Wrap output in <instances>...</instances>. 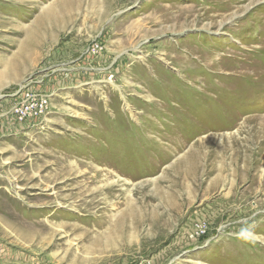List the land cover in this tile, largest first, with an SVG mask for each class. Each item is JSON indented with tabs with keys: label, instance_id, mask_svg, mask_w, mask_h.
<instances>
[{
	"label": "rangeland",
	"instance_id": "rangeland-1",
	"mask_svg": "<svg viewBox=\"0 0 264 264\" xmlns=\"http://www.w3.org/2000/svg\"><path fill=\"white\" fill-rule=\"evenodd\" d=\"M262 73L264 0H0V264H264Z\"/></svg>",
	"mask_w": 264,
	"mask_h": 264
},
{
	"label": "built area",
	"instance_id": "built-area-1",
	"mask_svg": "<svg viewBox=\"0 0 264 264\" xmlns=\"http://www.w3.org/2000/svg\"><path fill=\"white\" fill-rule=\"evenodd\" d=\"M49 107L47 95L38 94L32 90L22 91L8 110V117L13 124L34 123L43 117ZM194 234L206 233L205 224L200 221L195 224Z\"/></svg>",
	"mask_w": 264,
	"mask_h": 264
},
{
	"label": "bare ground",
	"instance_id": "bare-ground-1",
	"mask_svg": "<svg viewBox=\"0 0 264 264\" xmlns=\"http://www.w3.org/2000/svg\"><path fill=\"white\" fill-rule=\"evenodd\" d=\"M235 58V57H234ZM234 62H235V60H234ZM242 65H243V62L241 63ZM241 64H239L240 66H241ZM245 64V63H244ZM247 66V65H246ZM252 66V65H251ZM229 67L230 68H235V72H237V71H241V70H238V67L237 66H235V64L232 62H230V65H229ZM242 67H240V69H241ZM248 69V68H247ZM249 70V69H248ZM246 73H247V71H246ZM241 75H244V76H246V74L244 73V72H241L240 73ZM234 74L233 73H229V74H226L225 76H226V78H230L231 76H233ZM238 76V75H237ZM244 76H241V77H244ZM249 77H251L252 75H248ZM260 78V80H261V82H263L264 83V74L262 73V76L261 75H259V77H257V79H259ZM230 80V79H229ZM248 80V79H247ZM250 80V79H249ZM111 83H112V81H110ZM252 82V81H251ZM258 82V81H257ZM204 87V90H203V92H205V90L207 89V87L206 86H203ZM257 87V86H256ZM258 87H260V86H258ZM192 88H194V87H192ZM191 88V90H193ZM165 90V89H164ZM250 90H260L259 88H253V89H249V91ZM153 91V90H152ZM230 91V90H229ZM155 92H159V93H161V92H163V90H159V89H157ZM165 92H167L168 94H170V90H165ZM216 92L218 93L219 92V94H221V91L220 90H216ZM224 93V92H223ZM160 106V105H159ZM159 108V107H158ZM212 108V107H211ZM210 108V109H211ZM163 109V108H162ZM202 110H204V109H202ZM220 111V113H221V115H222V118H221V122H220V124H219V126L218 127H225V126H231V125H233V124H235V122H236V115H226L227 114V111L226 110H222V109H219ZM163 111V110H162ZM197 111H198V109H197ZM196 111V112H197ZM200 111V110H199ZM198 111V112H199ZM161 113V112H160ZM194 113V112H193ZM165 114V113H164ZM164 114L162 115V118L164 117ZM157 115V114H156ZM215 115V114H214ZM190 118H192V120H194L195 118L194 117H192V116H187V119H185V118H182L181 119V116H179L178 117V115L177 116H175V119H177L178 121H179V123L177 124V126H176V128L178 129V128H180L181 127V124H183V122H186V123H188L190 120ZM185 119V120H184ZM156 123H154V121H152V124L151 123H149V124H147V125H149V131H151V130H155L154 128H160V127H158V123H160V121L157 119L156 121H155ZM162 122V121H161ZM203 124L202 125H199V126H197L195 129H194V133H196V134H198L200 131H202L201 129H205L206 130V128H207V126H203ZM240 127V126H239ZM176 128H174L176 131H177V129ZM166 129V128H165ZM218 128H216V130H217ZM166 133V132H165ZM132 135V134H131ZM222 135V134H221ZM218 140V139H217ZM171 142V141H170ZM178 142H179V140H178ZM174 144L175 145H177V146H180V142L179 143H175L174 142ZM174 145V146H175ZM158 150H159V148H158ZM162 150V149H161ZM160 156V155H159ZM182 178V177H181Z\"/></svg>",
	"mask_w": 264,
	"mask_h": 264
},
{
	"label": "clouds",
	"instance_id": "clouds-1",
	"mask_svg": "<svg viewBox=\"0 0 264 264\" xmlns=\"http://www.w3.org/2000/svg\"><path fill=\"white\" fill-rule=\"evenodd\" d=\"M240 236L242 239H245V240L253 239L252 233H250L248 230H242L240 233Z\"/></svg>",
	"mask_w": 264,
	"mask_h": 264
}]
</instances>
